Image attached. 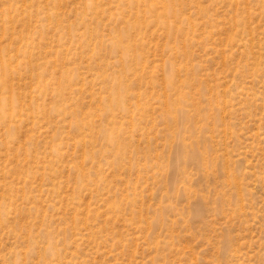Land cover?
<instances>
[{
  "label": "rangeland",
  "instance_id": "obj_1",
  "mask_svg": "<svg viewBox=\"0 0 264 264\" xmlns=\"http://www.w3.org/2000/svg\"><path fill=\"white\" fill-rule=\"evenodd\" d=\"M0 264H264V0H0Z\"/></svg>",
  "mask_w": 264,
  "mask_h": 264
}]
</instances>
